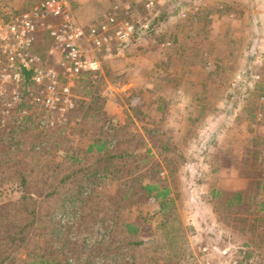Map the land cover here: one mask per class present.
I'll return each mask as SVG.
<instances>
[{
	"label": "rangeland",
	"instance_id": "obj_1",
	"mask_svg": "<svg viewBox=\"0 0 264 264\" xmlns=\"http://www.w3.org/2000/svg\"><path fill=\"white\" fill-rule=\"evenodd\" d=\"M44 1L13 0L6 11L0 8V24L26 13L36 16ZM66 1L72 19L84 26L116 10L117 17L133 22L163 20L123 49L124 55L116 43L112 52L101 51L100 81L81 84L60 65L61 49L51 37L64 17L39 10L32 55L39 67L56 72L59 91L71 86L73 111L49 113L35 100L45 87L5 85V65L0 66V89L14 107L0 118L8 122L0 129V204L15 203L0 211V246L15 259L10 264H26L40 254L60 256L63 264L68 259L129 264L133 257L137 264H253L251 256L259 263L257 257L264 258V0H191L179 11L174 0H155L150 12L135 0ZM17 95L30 107L21 114ZM5 107L0 102L1 111ZM7 139L15 142L10 151L1 141ZM103 141L107 150L88 153ZM67 153L74 157L65 158ZM102 165L110 177L92 186L90 180L71 179L46 196L71 170L83 176L88 167L96 176ZM150 183L168 191L164 212L140 190ZM85 186L101 202L120 201L122 221L137 226L139 234L126 237L122 225L113 230V215L99 203L87 207L83 219L62 214V207L70 212L78 207L63 196ZM33 209L43 217L40 224L30 223ZM17 226L27 230L14 243L6 236ZM89 236L92 247H76ZM135 241L145 244L131 246Z\"/></svg>",
	"mask_w": 264,
	"mask_h": 264
},
{
	"label": "built area",
	"instance_id": "obj_2",
	"mask_svg": "<svg viewBox=\"0 0 264 264\" xmlns=\"http://www.w3.org/2000/svg\"><path fill=\"white\" fill-rule=\"evenodd\" d=\"M12 1L0 0V8H5L3 10L6 11V7L12 5ZM135 1L149 12L154 11L156 6L155 0ZM39 10L55 18L64 17L65 23L60 28L53 29L51 37L61 49L60 65L77 80L87 74L96 73L98 74L96 81H100L103 74V62L99 53L112 52L111 47L114 43L118 46L116 51L121 52L149 32L154 22L150 20L133 22L128 18L117 17L116 10L105 19L84 26L72 19L70 6L66 0H45L41 7L36 9V16L35 13H26L11 18L10 23L2 22L0 24V66L5 65L3 68L5 75L2 76L1 82L6 83L5 85L9 83L19 85L22 83L23 70L33 72L32 80L35 86L46 88L45 95L35 96L36 103H40L41 107L49 113L73 111L76 101L72 95L71 86H66L59 91L56 72L39 67V62L32 55L35 20ZM4 11L3 13H6ZM123 12L127 17V8ZM182 17H185V14H182ZM240 79L239 76L238 80ZM1 98H4L2 88L0 89ZM15 101L21 102L22 99L17 95Z\"/></svg>",
	"mask_w": 264,
	"mask_h": 264
},
{
	"label": "trees",
	"instance_id": "obj_3",
	"mask_svg": "<svg viewBox=\"0 0 264 264\" xmlns=\"http://www.w3.org/2000/svg\"><path fill=\"white\" fill-rule=\"evenodd\" d=\"M162 20H163V18H156L154 20V22L151 24V28H154V26L157 25L158 23H160ZM32 73L33 72H28L27 70H23L22 71V77H23L22 78V86H23V89H28L31 85H32V87L35 86V84L31 83V81H30V77L32 76ZM97 78H98V74L90 73V74H87V75L83 76L80 79L79 83L84 84L87 81L91 80V82L93 81V84H94ZM0 102H4L6 104V107H5L6 113H5L4 109L2 111L0 109V118H2V116L4 118L5 116H8L7 114H9V110H11V108H14V107L10 106V107L7 108V106L9 105V102L6 101V97L1 98ZM18 103L19 104L17 105L16 109L19 108L18 109V113L19 114L23 113V111L25 109H29L30 108L28 106V104L24 103L23 99H22L21 102H18ZM31 114L32 113H30L29 115H26L25 119H30L31 118ZM7 119H10V118H7ZM6 124H8V122H6V119H5L4 123L2 122V120H0V129H3ZM1 141H2L3 146H5V148H7L8 151H10V149L15 146V142L12 139L1 140ZM107 147H108L107 146V142L103 141V142H101V143H99L97 145L90 146L89 149H88V153H91L94 150H96L97 152H102V151L107 150ZM68 157H74V156H71L70 153H67V156L65 158L68 159ZM263 161H264V159H263ZM64 166L62 165V167H64ZM101 168L103 170L100 171L96 176H95L96 172H94L92 175H90V170L88 169V167L84 168V170H83L84 175L83 176H79V174H77V171L71 170L69 173H66V176L62 177V179L59 181V184L53 185L52 189L49 192L46 193L47 194L46 196L47 197H53L56 194V192L58 191V189H59L58 186L59 185L60 186L61 185H65L66 186L67 181L71 182L72 181L71 179H76L77 181H83L86 184H87V181L90 180L88 185L92 186V185H95V181L96 182L98 180L101 181L105 177H110V173L108 172V167L105 166V165H102ZM93 176H95V178L91 179V178H93ZM21 182H22V185L24 187H26L27 183H29L28 179L26 180L25 177L22 179ZM84 189L86 190V192H83ZM140 190L142 192H144V194H146L147 197H153L154 198L155 202H157L159 204V206L161 207L160 208L161 212H164L165 209L168 207L169 204L165 202L166 199H167V196H168V191L166 189H161L159 187V185L150 183V184H147L145 186H140ZM131 192L132 191H130V193ZM80 194H83L84 196H81ZM97 196H98L97 193L94 192L93 189H91V188L89 189L87 186L82 188L81 192L72 193V194L67 193V194H65L63 196L62 201H66V200L67 201L68 200L75 201L76 205L78 206L77 210H79V211L76 210V211H73V212L71 211L70 212L67 207H66V209H64V207H62L60 212L62 214L64 213L66 215V217H70V216L73 215V216H76V218L80 217L81 219H83V216H84L83 213H84V211H86L87 207L90 208L92 204L96 205L97 203H99V204H101L102 207L105 208L104 211L107 214H112L113 215V217H112L113 218L112 229L114 227H117V225H122L123 226L122 229L124 230V233H125L126 237H128V236L131 237L130 235H138L139 234L140 229L137 226H135L133 223H126V222L124 223L122 221L121 216L124 214L125 207L122 206V205L119 206V202L120 201L116 202L114 200H109V199L106 198V200H104V202L103 201L101 202L98 199ZM130 197H131L130 194H126L123 198L125 200H128ZM24 200L27 201L26 198ZM27 205H28V207H27L26 210L29 209L30 203L27 204ZM7 207L9 209H10V207L12 209H14L15 208V203L9 201V202H5L3 204H0V211H1L2 208L4 209V208H7ZM30 218H32V221L30 222L31 225L34 224V223H37V222L39 224L41 222H43V219H42L43 217L41 216L40 212L37 213L36 209H33V210L30 211ZM107 218H111V217H107ZM104 219H106V217ZM28 226L29 225H26V227L25 226L24 227L27 228ZM90 227H91V225H90ZM18 230H21L20 226H17L15 228V233ZM25 230H27V229L23 228L21 230V232H18L16 235H15V233L9 234V235L6 236V238L12 240L15 243V242H17V240H19V239H17V237L19 235L22 236V234H23V232H25ZM60 232L61 231L59 230V235H58L59 238L61 237ZM93 239L94 238H92L91 236H89L88 240H87L86 237H84V238L81 239V243L82 244L80 246L78 244H76V247H80L83 250L84 249H89V247L93 246V241H92ZM21 240L22 239H20V241ZM24 241H25V239H23V242ZM144 244H145L144 241H135L134 243H131V246L141 247ZM57 245H62V249L65 248V245L62 244V243H57ZM3 253H4V251H3V249H1V246H0V264H5V263H7V264L9 263L10 264L12 261L15 260L14 258H10V256L7 255L6 251H5V254H3ZM129 261H130L129 264H137L135 257H133ZM26 264H63V259L60 256H59V258L55 257L53 259H48V258H46V255H41L40 254L39 256H37V258H34L33 261L27 262ZM64 264H74V261L68 259V261H66Z\"/></svg>",
	"mask_w": 264,
	"mask_h": 264
},
{
	"label": "crops",
	"instance_id": "obj_4",
	"mask_svg": "<svg viewBox=\"0 0 264 264\" xmlns=\"http://www.w3.org/2000/svg\"><path fill=\"white\" fill-rule=\"evenodd\" d=\"M190 2L191 0H174V3H177L176 5H175V7H178L177 9H178V11L179 10H182V9H185V7H186V5H187V7L189 6V4L190 3H187V2ZM183 14H185L184 12H182ZM193 13V12H192ZM185 16H187L188 18H189V14L187 13V14H185ZM187 18V19H188ZM96 21H98V19L97 20H95V21H93V22H91V24L92 23H94V22H96ZM159 24V23H158ZM125 51L124 50H122L121 52H119L118 54L119 55H122L123 53H124ZM109 55V54H108ZM124 55V54H123ZM132 104H134L133 103V101H132ZM113 108V107H112ZM118 111H120V110H118ZM217 194H218V192H217ZM253 246V245H252ZM225 252V251H224ZM258 258V260H259V263H257V262H255V260H256V257H250L249 259H248V261L249 262H251V263H253V264H260V263H263L264 262V258L262 259V258H259V257H257ZM263 261V262H262Z\"/></svg>",
	"mask_w": 264,
	"mask_h": 264
}]
</instances>
